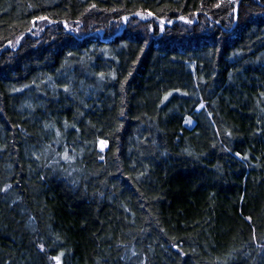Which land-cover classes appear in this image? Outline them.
Here are the masks:
<instances>
[{"label":"trees","instance_id":"1","mask_svg":"<svg viewBox=\"0 0 264 264\" xmlns=\"http://www.w3.org/2000/svg\"><path fill=\"white\" fill-rule=\"evenodd\" d=\"M262 94L264 0H0V264H264Z\"/></svg>","mask_w":264,"mask_h":264},{"label":"snow or ice","instance_id":"2","mask_svg":"<svg viewBox=\"0 0 264 264\" xmlns=\"http://www.w3.org/2000/svg\"><path fill=\"white\" fill-rule=\"evenodd\" d=\"M92 7L95 8V7H96L95 4H93ZM215 7H220V4H216ZM113 11H115V9H113ZM135 15L141 17V19H147V17L152 16V13L149 12V13L147 14V17L144 16V15H142L141 12H136ZM38 19H39V20H46L47 17H39ZM123 19H124L125 21H127V20H128V17H124ZM180 19H181V20H184L186 23H189V24L192 23L191 20H188V19H186L185 17H180ZM168 22L171 23V21H168ZM76 23L78 24L79 21H77ZM164 23H165V21H164L163 19H161V20H160V25L163 26ZM33 24L35 25V21H33ZM64 26H65V28H68V24H67L66 22H65V25H64ZM73 30H74V29H73ZM161 30H163V28H161ZM18 42H19V41H17V43H18ZM70 55H71V54H70ZM99 76H100V79H101V80L104 79V73H100ZM81 83H82V82H81ZM25 87H28V86L26 85ZM16 91H20V89H16ZM63 92L66 94V97H71V98L75 99V92L73 91V83H72L71 80H69L68 83H65V84L63 85ZM171 95H172V93H168V95H166V96L164 97V101H168V99H169V97H170ZM185 95H186V93H185ZM262 95H264V94H262ZM80 104L83 105L85 108L88 107V105L85 104L83 100L80 101ZM27 107L31 108L32 106H31V105H27ZM200 107L203 108L204 105L201 104ZM79 115L82 116V115H83V112H80ZM120 115L123 116L124 113L121 112ZM185 123H186V124H190L191 121H190V120H185ZM43 127H44L45 130H52V129H55V125H54L53 123H49V122L44 123ZM68 127H69V125H68L67 121H65V122H64V128H65V130H66ZM71 127L74 128L77 132H79V129L75 127V124L71 125ZM228 135H231V133H228ZM55 136H56V139H55L54 143L59 144V143H60V139H59V138L61 137V132H60L59 129H55ZM107 143H108V142H107L106 139H105V140H99V144H100V146H101V151H103V149L107 146ZM6 147H7V146H5V148H6ZM48 149H51V145H48ZM48 149L45 150V153H47V150H48ZM4 150H5V149L0 148V151H4ZM52 151L55 152V149H52ZM71 152L74 154V153H75V149H74V148L71 149ZM236 155L239 156L240 153H237ZM55 156L59 157V160H55V159H54V163H56V164H59V161H60V160H63V161H65L66 163H68L69 165H71V164L74 162V160H75V156L69 154V148H68L67 146H64V150H63L62 153H60V152H55ZM33 157H34V159H35L36 161H39V160L41 159L40 155H38V154H36V153H33ZM244 158L246 159L247 157H244ZM99 159L103 160L104 157L101 155V156L99 157ZM46 166L51 167L50 164H49V165H46ZM132 166L135 167L134 164H133ZM141 175H143V173H141ZM42 179H43V177H42ZM137 179H139V177H137ZM10 187H11V185H7L4 189H0V191H5V192H6V191L8 190V188H10ZM125 211L127 212L128 209L125 208ZM247 219L250 220L251 218L249 217V218H247ZM57 243H62V241H60V238H59L58 236L55 238V240H53V247H55V246L57 245ZM119 246H120V245H118V247H119ZM172 246H173L174 248L178 247V246L175 245V244H173ZM39 248H40V251H41V252H44V251H45V248H44V245H43V244L39 245ZM64 254H65V253L61 251V252H59L58 255H53V256H51V257H50V260L54 261L55 264H61V257H63ZM137 255H138V254L136 253L135 250H132V251H131V256H137ZM123 258H124V257H122V259H123ZM140 264H144V261L141 260Z\"/></svg>","mask_w":264,"mask_h":264},{"label":"water","instance_id":"3","mask_svg":"<svg viewBox=\"0 0 264 264\" xmlns=\"http://www.w3.org/2000/svg\"><path fill=\"white\" fill-rule=\"evenodd\" d=\"M165 25H170V23L165 22L163 26H165ZM163 26L160 25V29L163 28Z\"/></svg>","mask_w":264,"mask_h":264},{"label":"rangeland","instance_id":"4","mask_svg":"<svg viewBox=\"0 0 264 264\" xmlns=\"http://www.w3.org/2000/svg\"><path fill=\"white\" fill-rule=\"evenodd\" d=\"M143 15V14H142ZM144 16H146V15H144ZM141 18V17H140ZM34 28H36V27H34Z\"/></svg>","mask_w":264,"mask_h":264}]
</instances>
